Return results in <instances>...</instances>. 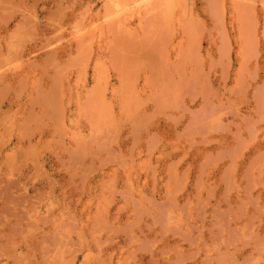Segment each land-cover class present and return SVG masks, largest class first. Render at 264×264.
<instances>
[{"label": "rangeland", "instance_id": "rangeland-1", "mask_svg": "<svg viewBox=\"0 0 264 264\" xmlns=\"http://www.w3.org/2000/svg\"><path fill=\"white\" fill-rule=\"evenodd\" d=\"M0 264H264V0H0Z\"/></svg>", "mask_w": 264, "mask_h": 264}, {"label": "bare ground", "instance_id": "bare-ground-1", "mask_svg": "<svg viewBox=\"0 0 264 264\" xmlns=\"http://www.w3.org/2000/svg\"><path fill=\"white\" fill-rule=\"evenodd\" d=\"M124 13V12H123ZM115 17V16H114Z\"/></svg>", "mask_w": 264, "mask_h": 264}]
</instances>
